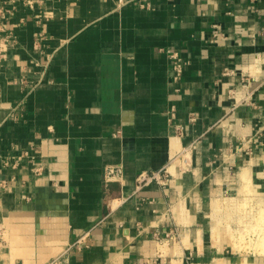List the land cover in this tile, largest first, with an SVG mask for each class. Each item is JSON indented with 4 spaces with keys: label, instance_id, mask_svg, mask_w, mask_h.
I'll use <instances>...</instances> for the list:
<instances>
[{
    "label": "crops",
    "instance_id": "crops-1",
    "mask_svg": "<svg viewBox=\"0 0 264 264\" xmlns=\"http://www.w3.org/2000/svg\"><path fill=\"white\" fill-rule=\"evenodd\" d=\"M165 166L166 186L133 194ZM252 183L264 0H0V264H229L213 222Z\"/></svg>",
    "mask_w": 264,
    "mask_h": 264
},
{
    "label": "rangeland",
    "instance_id": "rangeland-1",
    "mask_svg": "<svg viewBox=\"0 0 264 264\" xmlns=\"http://www.w3.org/2000/svg\"><path fill=\"white\" fill-rule=\"evenodd\" d=\"M263 194H264V187L263 189L262 187L260 189L258 188L254 189L253 183H252L250 184V189L248 191L246 189V191L242 193V195L235 196V197H238V200L234 201V199H230L232 203L222 202V204H220L219 206L221 207L223 212L221 209L220 210L217 209L219 213H223V218H224L222 221L220 220V223H218L219 222L218 220H216L215 223L212 221L213 224H215L213 226H215L216 228H219L217 229L218 235L223 236L225 233L228 235V238L230 239L228 241L233 242V239H234V242L238 241L237 242L239 244L238 246H240L237 249L235 248V245H231L230 243L228 244V242L225 243L229 245L231 250L226 252L225 254L220 252L221 255L220 254L219 255H220V258H225V257L228 258L229 264L231 262L234 264H237L239 262V264H241L244 262V260L245 262L246 260H248L249 262L248 264H251L250 263V250H252L255 254L261 253L259 250L258 252L256 251L257 249L253 246L254 244L253 240H255V243L259 241L260 243H263L264 241V237H263L264 236V226H261L262 224H264V219L263 220L261 219L262 217L264 218V213L263 211L261 212V209L262 208L264 209V195ZM225 197H223L221 200L223 201ZM259 205L261 206V208ZM212 211L217 213L215 208ZM252 216L254 219L251 218ZM261 238L263 240H261ZM244 239H247V240L245 241ZM242 244L244 246H242ZM260 255H263V254L261 253ZM205 264H224V260L222 259L216 260L213 257V259L207 260Z\"/></svg>",
    "mask_w": 264,
    "mask_h": 264
},
{
    "label": "built area",
    "instance_id": "built-area-1",
    "mask_svg": "<svg viewBox=\"0 0 264 264\" xmlns=\"http://www.w3.org/2000/svg\"><path fill=\"white\" fill-rule=\"evenodd\" d=\"M169 57L171 58L172 62V77L175 82H178L185 70V66L187 64V61L182 57L179 51L177 50H171L169 53ZM227 73H231V71H228ZM193 119V118H192ZM37 150L36 147H31L30 149H27L24 152V155H26L35 165V171L37 173L42 172V167L37 166L36 158L37 155L35 154V151ZM182 163L184 166H189L190 163V156L188 152H184V154L181 157ZM171 178V171L168 166L162 167L157 170H144L141 171L137 177H136V185L135 190L133 194H138L141 190H143L146 186L150 185L151 183H158L162 186H166ZM125 180V170L122 165H107L104 169V181L106 184L111 182H120L122 183ZM160 235H157V238H159ZM165 237H170V233L166 232ZM3 241V235L2 232H0V245ZM81 239L77 242L78 245H80ZM57 261V259H56ZM56 261H52L49 264H55Z\"/></svg>",
    "mask_w": 264,
    "mask_h": 264
},
{
    "label": "bare ground",
    "instance_id": "bare-ground-1",
    "mask_svg": "<svg viewBox=\"0 0 264 264\" xmlns=\"http://www.w3.org/2000/svg\"><path fill=\"white\" fill-rule=\"evenodd\" d=\"M262 205V204H261ZM260 206V205H259ZM260 208H261V206H260ZM263 211V213H264V209L262 208L261 209V212ZM259 214V213H258ZM259 216H261V215H259ZM263 216V215H262ZM258 218V217H257ZM259 218H261V217H259ZM262 220H263V217L261 218ZM259 220V219H258ZM263 222V221H262ZM261 222V223H262ZM260 223V224H261ZM259 224V223H258ZM260 226V225H259ZM261 226H264V224H262ZM260 228V227H259ZM262 231V230H261ZM241 233V232H240ZM262 233V232H261ZM246 235V234H245ZM236 236V235H235ZM263 236V235H262ZM226 237H227V242H228V244L230 243L231 245H235V248H239L240 246H238L239 244L237 243V242H234V239H233V242H231V241H228V240H230L229 238H228V235H226ZM264 237V236H263ZM231 238V237H230ZM235 238H237V237H235ZM242 238H244V237H242ZM250 239V238H249ZM256 239V238H255ZM232 240V239H231ZM238 240V239H237ZM245 241L247 240V239H244ZM261 240H263L262 238H261ZM250 241V240H249ZM254 241V244H253V246L257 249L256 251L258 252V250L262 253V254H264V241H263V243H260V241L259 242H257V243H255V240H253ZM233 243V244H232ZM241 243H243V242H241ZM251 244V243H250ZM242 246H244L243 244H242ZM251 246V245H250ZM249 246V247H250ZM247 248V247H246ZM241 249H242V247H241ZM260 253V254H261ZM241 264H247L246 262H243V263H241Z\"/></svg>",
    "mask_w": 264,
    "mask_h": 264
}]
</instances>
